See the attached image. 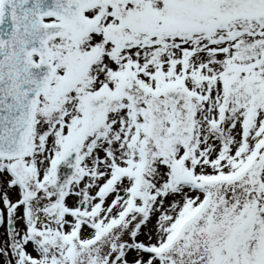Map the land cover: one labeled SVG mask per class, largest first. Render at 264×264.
<instances>
[{"label": "snow or ice", "instance_id": "obj_1", "mask_svg": "<svg viewBox=\"0 0 264 264\" xmlns=\"http://www.w3.org/2000/svg\"><path fill=\"white\" fill-rule=\"evenodd\" d=\"M0 264H264V0H0Z\"/></svg>", "mask_w": 264, "mask_h": 264}]
</instances>
